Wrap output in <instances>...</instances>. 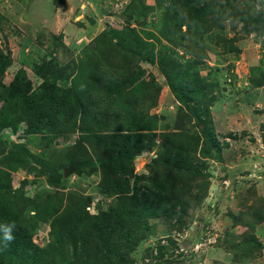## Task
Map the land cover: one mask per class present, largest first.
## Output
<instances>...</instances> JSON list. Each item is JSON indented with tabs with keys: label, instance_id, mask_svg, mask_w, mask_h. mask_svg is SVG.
Here are the masks:
<instances>
[{
	"label": "trees",
	"instance_id": "trees-1",
	"mask_svg": "<svg viewBox=\"0 0 264 264\" xmlns=\"http://www.w3.org/2000/svg\"><path fill=\"white\" fill-rule=\"evenodd\" d=\"M162 1L168 4L157 29L159 38L174 48H185L189 37V52L196 57L202 52L198 48L200 35L213 27L221 28L220 20L228 21L233 29L241 22L255 24L257 32L264 27V14L259 15V21L257 17L249 20L246 9L235 0H157ZM153 8L145 0H132L127 7L141 16ZM124 29L118 36L113 31L112 37L118 40L113 45L111 37L99 36L83 48L77 61L65 67L71 66L69 73L52 64L40 67L36 75L42 82L33 91L30 83L24 82L22 71L10 87L0 81V229L14 225L15 237L5 247L0 230V264H134L130 254L142 236L151 235L149 220L158 216L159 207L167 208L164 214L170 219L177 217L180 223L185 200L179 189L201 175L199 166L193 163L191 142L185 136L157 133L159 121L149 116L145 71L134 62L138 54L141 61L154 63V45L140 39L133 29ZM146 36L155 38L149 32ZM181 60L163 59L160 53L157 57L170 91L197 119L206 142L216 145L215 136L203 128L194 106L199 99L193 96L205 89L198 78L197 61ZM9 65L8 52L0 50V79ZM69 76L70 86L58 87L57 82ZM19 123L26 126L25 137L33 136L32 143L39 151L36 155L25 145L10 144L3 137V130L14 132ZM75 132L79 135L73 144L61 149L53 146L58 136ZM156 141L160 150L147 166L163 174L134 175V160L154 149ZM209 151L203 154L209 155ZM69 165L78 176L87 169L89 175H98L97 189L113 205L90 215L86 211L90 196L64 193L62 170ZM18 170L32 181L24 178L15 188L10 173ZM42 178L54 192L45 194L41 201L28 197V183L38 185ZM154 201L155 207L151 205ZM263 221L264 212L257 211L254 223ZM40 222L49 225L44 246L33 241ZM254 242L233 246L232 263L253 260L258 248ZM155 249V256L152 249L147 250L153 264L172 262V251L163 258L168 247L157 244Z\"/></svg>",
	"mask_w": 264,
	"mask_h": 264
},
{
	"label": "rangeland",
	"instance_id": "rangeland-1",
	"mask_svg": "<svg viewBox=\"0 0 264 264\" xmlns=\"http://www.w3.org/2000/svg\"><path fill=\"white\" fill-rule=\"evenodd\" d=\"M131 1L0 0V50L8 52L10 61L1 83L10 87L22 71L24 82H29L33 91L42 82L36 75L40 67L52 64L64 74L69 73L81 50L97 37H111L113 45L118 41L116 36L112 37L114 33L118 36L124 28L133 29L140 39L154 45V63L141 61L138 54L134 57V62L143 67V78L148 82L149 116L159 121L157 133H178L191 142L193 163L199 166L201 175L179 189L185 200L180 223L177 217L170 219L164 214L167 208L159 207V217L149 220L151 235L142 236L130 254L131 259L134 264H153L155 260L147 250L152 249V256L157 255L158 244L169 248L164 259L173 252L170 264H264V221L254 223V214L264 212V27H256L257 32L255 24L249 22L246 26L241 22L233 29L228 21L220 20L221 28L213 27L200 35L198 48L202 52L196 57L189 52V37L185 48H174L159 38L157 29L167 1L145 0L154 8L143 16L127 9ZM235 1L246 9L249 20L252 17L258 20L264 14V0ZM147 32L155 38L149 39ZM159 53L163 59L197 61L198 78L205 89L193 96L199 99L194 106L203 128L215 136L216 145L206 142L197 119L170 91L163 68L157 62ZM67 65L71 66L65 69ZM70 84L71 76L57 82L60 88ZM183 114L185 117H181ZM178 118L183 122H178ZM25 129V124L19 123L14 132L5 129L2 135L10 144L25 145L36 155L39 151L32 143L33 136L25 137ZM78 135L75 132L58 136L53 146L61 149L71 145ZM155 144L154 149L134 160V175L163 174L162 170L147 166L160 150L159 141ZM208 148L210 154H203ZM87 170L81 176L74 173L63 176V192L90 196L86 211L95 215L98 209L106 210L113 202L99 193V176L89 175ZM10 174L15 188L24 178L32 181L21 170ZM54 190L43 178L38 185L31 182L25 188L26 195L40 199L37 201ZM151 205L155 207V201ZM48 234L49 225L40 222L34 243L44 246ZM253 240L258 244L253 253L255 258L232 263L231 248L243 241L255 243Z\"/></svg>",
	"mask_w": 264,
	"mask_h": 264
},
{
	"label": "clouds",
	"instance_id": "clouds-1",
	"mask_svg": "<svg viewBox=\"0 0 264 264\" xmlns=\"http://www.w3.org/2000/svg\"><path fill=\"white\" fill-rule=\"evenodd\" d=\"M13 226H7V227H3L2 232H3V242H4V246L6 247L8 244H10L11 242L14 241L15 237L13 236L12 232H13Z\"/></svg>",
	"mask_w": 264,
	"mask_h": 264
},
{
	"label": "water",
	"instance_id": "water-1",
	"mask_svg": "<svg viewBox=\"0 0 264 264\" xmlns=\"http://www.w3.org/2000/svg\"><path fill=\"white\" fill-rule=\"evenodd\" d=\"M62 172H63V176L67 177L68 174L74 173V168H73V166L69 165V166L63 168Z\"/></svg>",
	"mask_w": 264,
	"mask_h": 264
}]
</instances>
